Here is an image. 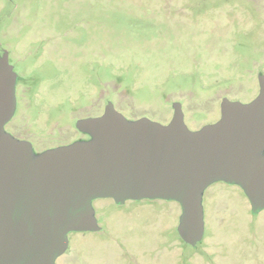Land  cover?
<instances>
[{
	"label": "rangeland",
	"instance_id": "1",
	"mask_svg": "<svg viewBox=\"0 0 264 264\" xmlns=\"http://www.w3.org/2000/svg\"><path fill=\"white\" fill-rule=\"evenodd\" d=\"M263 12L264 0H0V54L12 62L17 48L51 40L67 49L68 96L81 100L94 77L101 112L112 103L128 119L168 123L179 102L195 130L220 118L222 95L255 96ZM202 205L204 234L191 246L176 201L93 199L100 231L68 233L55 264H264V209L252 213L241 187L215 181Z\"/></svg>",
	"mask_w": 264,
	"mask_h": 264
},
{
	"label": "water",
	"instance_id": "2",
	"mask_svg": "<svg viewBox=\"0 0 264 264\" xmlns=\"http://www.w3.org/2000/svg\"><path fill=\"white\" fill-rule=\"evenodd\" d=\"M16 75L0 57V264H55L68 233L97 231L92 200L179 203L176 227L195 246L204 234L203 190L236 184L252 213L264 209V75L248 102L224 99L221 116L192 130L179 102L168 123L128 119L112 103L78 121L88 140L34 154L4 124L15 110Z\"/></svg>",
	"mask_w": 264,
	"mask_h": 264
},
{
	"label": "flooded vegetation",
	"instance_id": "3",
	"mask_svg": "<svg viewBox=\"0 0 264 264\" xmlns=\"http://www.w3.org/2000/svg\"><path fill=\"white\" fill-rule=\"evenodd\" d=\"M262 19L264 23V12ZM35 42L37 41L27 43L28 46L26 47L17 48L18 52L14 54L12 62L9 60L7 50H2L0 57L4 52L7 53L8 62L16 75L15 110L11 118L4 124V129L14 138L28 142L33 153L39 154L45 150L75 141L88 140L90 135L78 127V121L98 117L105 108L102 112L100 111L99 96L96 91L97 84L94 83V77L92 81L87 80V84L80 91L81 100L75 96H68L69 57L65 47L62 45L58 47L56 42L44 40V42H37L40 45L43 43L45 45L43 48H30V44ZM262 53H264V48ZM97 57V51H93L92 58L88 61L93 74L95 73L94 67ZM72 59L76 58L72 56ZM263 61L262 65H264ZM261 75H264V66L256 71L257 88L253 98L259 93V76ZM90 86L92 91L89 94L88 88ZM57 92H60L58 98L56 97ZM220 99L221 102L224 99L236 100L234 96L229 97L227 95H222ZM67 105H70L69 110H67ZM66 114H69L70 117L68 122L63 120V115Z\"/></svg>",
	"mask_w": 264,
	"mask_h": 264
}]
</instances>
